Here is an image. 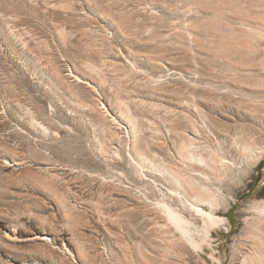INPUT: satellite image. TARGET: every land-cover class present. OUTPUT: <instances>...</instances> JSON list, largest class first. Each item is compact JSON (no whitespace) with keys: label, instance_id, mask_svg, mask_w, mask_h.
Returning a JSON list of instances; mask_svg holds the SVG:
<instances>
[{"label":"rangeland","instance_id":"374dc122","mask_svg":"<svg viewBox=\"0 0 264 264\" xmlns=\"http://www.w3.org/2000/svg\"><path fill=\"white\" fill-rule=\"evenodd\" d=\"M0 264H264V0H0Z\"/></svg>","mask_w":264,"mask_h":264},{"label":"bare ground","instance_id":"6f19581e","mask_svg":"<svg viewBox=\"0 0 264 264\" xmlns=\"http://www.w3.org/2000/svg\"><path fill=\"white\" fill-rule=\"evenodd\" d=\"M179 195H177V196H179ZM218 196H220V195H218ZM210 200L213 201V198L210 199ZM210 203L212 205V202L211 201H210ZM210 203H209V206H210ZM193 206H196V205H193ZM161 207H162L163 211L165 212V214L167 216L166 219L169 220V222L185 238V240L187 239L188 243H190L193 247H196L197 248L199 244L195 243L193 241V239L191 238L190 222L188 221V218L186 219L184 216H182L180 213L176 212L175 210L172 209V207H170V206H168L166 204H162ZM194 209L199 214V217H201L204 220V222H205L204 225H207V227H208V228H205L204 231H203L206 237H209L210 236V231H209L210 229H218L221 226L225 225V223H226V218L225 217L217 216L212 210L210 212H207L206 210H204L201 207H196ZM191 227H192V225H191ZM35 239H38V240H42L43 241V240H46L47 237L45 238V236H39V235H37V236H35Z\"/></svg>","mask_w":264,"mask_h":264}]
</instances>
